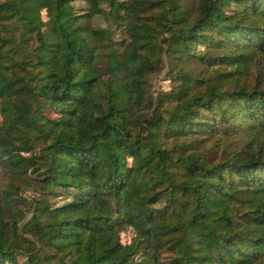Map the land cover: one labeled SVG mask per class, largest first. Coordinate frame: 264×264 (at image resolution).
<instances>
[{
	"label": "trees",
	"instance_id": "16d2710c",
	"mask_svg": "<svg viewBox=\"0 0 264 264\" xmlns=\"http://www.w3.org/2000/svg\"><path fill=\"white\" fill-rule=\"evenodd\" d=\"M0 264H264V0H0Z\"/></svg>",
	"mask_w": 264,
	"mask_h": 264
},
{
	"label": "rangeland",
	"instance_id": "374dc122",
	"mask_svg": "<svg viewBox=\"0 0 264 264\" xmlns=\"http://www.w3.org/2000/svg\"><path fill=\"white\" fill-rule=\"evenodd\" d=\"M76 8L81 9V8H86V4L83 2H75L74 3ZM93 24L97 27H108L110 26V21L109 18L106 16L102 15H97L93 18L92 20ZM123 26H115L111 25V32H112V38L116 41L120 40V38H123L124 32H123ZM259 65H256L255 67H252L250 69V72L253 74H257L259 72ZM151 85H152V90L154 95H157L159 91H165L170 88V80L166 78L165 76V70L160 72L159 74H155L151 77ZM219 155V152H217ZM22 194L32 198L36 196V193L32 190H26L22 191Z\"/></svg>",
	"mask_w": 264,
	"mask_h": 264
}]
</instances>
